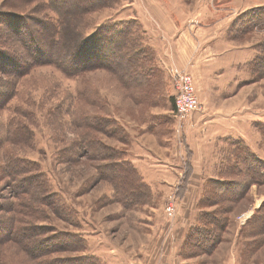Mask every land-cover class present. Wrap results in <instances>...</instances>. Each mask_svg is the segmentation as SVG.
I'll return each mask as SVG.
<instances>
[{"label": "rangeland", "instance_id": "1", "mask_svg": "<svg viewBox=\"0 0 264 264\" xmlns=\"http://www.w3.org/2000/svg\"><path fill=\"white\" fill-rule=\"evenodd\" d=\"M77 23L84 36L128 26L151 53L146 81L0 69V264H264V183H247L248 166H264V0H106ZM3 44L30 58L15 38ZM175 72L195 84L183 117ZM115 159L131 184L112 175ZM213 217L227 224L207 251Z\"/></svg>", "mask_w": 264, "mask_h": 264}, {"label": "trees", "instance_id": "2", "mask_svg": "<svg viewBox=\"0 0 264 264\" xmlns=\"http://www.w3.org/2000/svg\"><path fill=\"white\" fill-rule=\"evenodd\" d=\"M37 1L40 5L29 7ZM105 2L106 0H5L10 8L0 11V69L9 68L12 70L9 71L10 73L20 74L42 63L53 64L66 74L91 69H107L112 71L124 86H141L146 81L145 65L151 53L134 42L128 26L102 25L88 36L81 34L82 30L77 22ZM48 10L54 12L56 16L49 15ZM67 30H71L74 35L73 46L70 45L69 39L64 37ZM11 32L21 34L13 38L29 53L30 58L22 61L20 55L3 44L4 40L13 39L6 35ZM123 63L127 64L126 73L120 70ZM4 89L7 90L5 98H9L12 89L10 87ZM98 123L99 126L104 125L102 122ZM103 150L110 151V148L105 146ZM120 164L118 159H115L108 165L112 175L118 170L122 175L121 179L131 184L132 180L129 178L136 172ZM250 166H248L250 177L247 183L254 180L264 183V169H261L264 166L261 161H254ZM241 193L243 190L234 194L235 196L233 194L229 196L236 199ZM210 222L216 225L213 224V234H215L207 251H211L221 240V231L225 228L227 220L226 218L217 220L213 217ZM249 223L251 224V221ZM260 224L263 230L264 219ZM89 262L85 257L80 264H92Z\"/></svg>", "mask_w": 264, "mask_h": 264}, {"label": "built area", "instance_id": "3", "mask_svg": "<svg viewBox=\"0 0 264 264\" xmlns=\"http://www.w3.org/2000/svg\"><path fill=\"white\" fill-rule=\"evenodd\" d=\"M173 76L175 78L173 112L175 117H183L191 109L197 108L195 84L192 82L191 75L188 73L180 75L179 72H175ZM166 209L168 213H171L172 205L168 204Z\"/></svg>", "mask_w": 264, "mask_h": 264}, {"label": "crops", "instance_id": "4", "mask_svg": "<svg viewBox=\"0 0 264 264\" xmlns=\"http://www.w3.org/2000/svg\"><path fill=\"white\" fill-rule=\"evenodd\" d=\"M158 43V42H157ZM152 44V46L154 47V50L156 51V54H158V51H157V49H156V45H154L153 43H151ZM159 44V43H158ZM165 49L163 48V47H160L159 46V53H161L162 55H166V53H165V51H164ZM167 51V50H166ZM176 52H179V53H183L186 57L189 55V57H191V53H192V51H191V47H186L185 45H184V42H183V40H181V42L178 44V50L176 51ZM167 56V55H166ZM160 57H161V55H160ZM168 57V56H167ZM162 58V57H161ZM168 59L170 60V62H172L171 61V59L168 57ZM163 61L165 62V60L163 59ZM166 63V62H165ZM154 160H150V166H151V164H154V162H153ZM135 163L137 164V165H139L141 168H146L147 170H149V171H147L148 172V174H149V176L147 177V178H152V175H151V171H150V169H149V167L146 165V163H145V159H142V160H140V161H135ZM139 167V168H140ZM193 177V176H192ZM191 177V178H192Z\"/></svg>", "mask_w": 264, "mask_h": 264}]
</instances>
